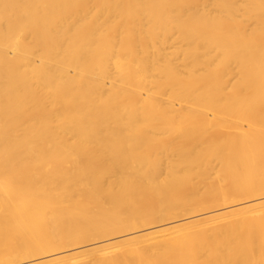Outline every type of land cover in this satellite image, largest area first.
Segmentation results:
<instances>
[{
	"label": "bare ground",
	"instance_id": "1",
	"mask_svg": "<svg viewBox=\"0 0 264 264\" xmlns=\"http://www.w3.org/2000/svg\"><path fill=\"white\" fill-rule=\"evenodd\" d=\"M0 264H264V0H0Z\"/></svg>",
	"mask_w": 264,
	"mask_h": 264
},
{
	"label": "rangeland",
	"instance_id": "2",
	"mask_svg": "<svg viewBox=\"0 0 264 264\" xmlns=\"http://www.w3.org/2000/svg\"><path fill=\"white\" fill-rule=\"evenodd\" d=\"M96 241H102L101 239L100 240H96ZM94 243H96V242H88L86 245H84L83 246V248L82 249H88L89 247H90V244L92 245V244H94ZM75 251L74 250H70L69 252H68V254H72V253H74ZM103 254H92V255H86L85 257H84V259L82 260V261H84V262H87V263H91L92 261H91V259L94 257V256H102Z\"/></svg>",
	"mask_w": 264,
	"mask_h": 264
}]
</instances>
